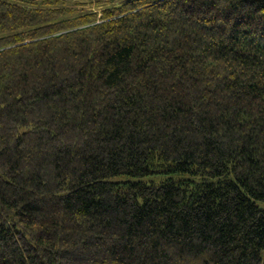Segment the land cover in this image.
I'll list each match as a JSON object with an SVG mask.
<instances>
[{
    "label": "trees",
    "instance_id": "trees-1",
    "mask_svg": "<svg viewBox=\"0 0 264 264\" xmlns=\"http://www.w3.org/2000/svg\"><path fill=\"white\" fill-rule=\"evenodd\" d=\"M259 202L264 0H0V264H264Z\"/></svg>",
    "mask_w": 264,
    "mask_h": 264
},
{
    "label": "rangeland",
    "instance_id": "rangeland-1",
    "mask_svg": "<svg viewBox=\"0 0 264 264\" xmlns=\"http://www.w3.org/2000/svg\"><path fill=\"white\" fill-rule=\"evenodd\" d=\"M76 1H80V2H84V3H89V2H92V3H95L97 0H76ZM93 10H96L98 12H101L102 8H99V7H93L92 8ZM258 205L264 209V202H259Z\"/></svg>",
    "mask_w": 264,
    "mask_h": 264
}]
</instances>
